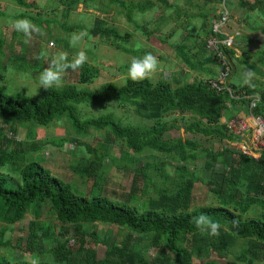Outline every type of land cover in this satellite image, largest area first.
I'll list each match as a JSON object with an SVG mask.
<instances>
[{"label":"trees","instance_id":"obj_1","mask_svg":"<svg viewBox=\"0 0 264 264\" xmlns=\"http://www.w3.org/2000/svg\"><path fill=\"white\" fill-rule=\"evenodd\" d=\"M12 1L25 9L22 19H29L37 27L49 24V21L44 20L45 16H33L29 12V9L37 6L27 0ZM156 1L139 3L131 8L123 3V7L133 23L134 8L140 14H145L158 5L169 7V0ZM216 1L220 10L221 5H224L229 11L227 4H223L222 0ZM61 2L66 6L67 14L69 11H75L80 4L87 3L84 0ZM111 2L117 3V0ZM238 3L250 14H257L264 19V0H238ZM103 7L106 8L107 5ZM219 16L222 17L221 14ZM229 20L230 18L224 28ZM67 29L73 30L72 27ZM140 30L146 31L143 28ZM203 32L207 43H202L201 50L202 54L206 55L205 48L209 49L208 43L213 40L221 42L224 36L213 31V23L208 27L205 24ZM93 33L107 37L109 44L115 49L131 52L124 46L130 35L121 36L114 30L102 28ZM218 45L227 55L232 67L236 62H245L249 56L247 54L246 58L238 59L237 43L234 50L224 48L220 43ZM2 50L0 45V51ZM180 50L183 61L190 66L189 58L185 55L186 47ZM209 53L210 56H205L200 64L201 72L208 79H194L193 83L184 86L173 87L167 81L155 83L145 79L137 83L128 79L125 85L107 83L99 90L89 92L78 90L71 85L52 87L43 90L41 97H29L23 93L8 95L0 89V224L10 227L21 223L30 211L40 217L46 210L56 220V227L44 226L40 236L37 233V230L41 229L40 226L38 228L34 224L31 225L29 230L32 235L27 239L25 252L44 255L42 246L57 234L59 227L64 231L59 234L63 239L69 234V228L74 230L75 235L79 236V240H76L79 242V248L75 250L74 246V249H70V240L59 241L57 246L49 251L52 259L39 264H193L194 257L200 261L205 260L203 264H217L209 262V258L213 254L227 258L240 240L244 245L241 254L227 264L264 263V151L256 161L243 156L237 148L232 147V144L241 143L242 139L230 131L228 123L233 119L234 111L240 112V107L245 109L248 101L231 96L225 90L217 93L211 88L209 81L216 79L213 69L218 67V75L220 66L213 53ZM190 67L192 71L196 70L195 66ZM95 78L97 72L94 68L84 66L79 83H91ZM231 87L235 93L242 96H258L260 101L253 114L264 120V92L260 94L257 88L247 84H232ZM110 102L119 107L133 106L137 115L152 126H129L116 119L113 113L98 120L81 121V107L99 106ZM178 112L182 115L181 118H176L171 123L166 121L167 115ZM225 118H228L227 122L222 124L221 120ZM61 121L69 123L82 136H86L90 129H110L108 142L113 137L114 141L123 142L137 155L150 152V155L146 156L149 160L158 158L159 155L165 156L168 161L161 162L160 168L157 164L151 165L150 161L145 162L146 169L145 172L142 170L141 174L145 181L153 183L150 179L151 170L149 171L153 169L169 180L170 176L164 172V166L167 165L176 175L173 186L159 191L157 198L145 200L142 204H131L138 200L136 190L128 196L130 203L125 200H111L102 194L100 185L103 177L98 172L105 156L97 152L94 154V160L84 170V176L93 181L90 194L79 196L69 184L52 176L40 164H26L25 154L28 151H36L37 145L24 147L22 142L17 144L5 137L7 132L15 135L27 124L49 128L53 123ZM182 128L187 134L200 136L207 142H217L221 146L216 149L212 144L211 147H203L198 137L165 139L170 131ZM201 160L203 165L199 168L195 164ZM6 167H9V175L11 172L16 173L15 178L7 175V179L2 174ZM17 178L20 181H17ZM198 182L211 189L214 202L212 205L194 209V191ZM156 186L155 184L154 187ZM201 214L221 224L218 236L209 235L207 230L196 228L194 218ZM85 225L92 226L94 232H85ZM97 225L123 231L126 234L125 239L119 245L100 242L101 239L95 230ZM3 233L1 231L0 236ZM88 237L96 239V245L101 243L106 248L103 260L97 259L94 249H83L85 238ZM9 245V242H2L0 239V248ZM148 252L155 254L151 262L146 259ZM0 264L33 263L14 261L0 254Z\"/></svg>","mask_w":264,"mask_h":264},{"label":"rangeland","instance_id":"obj_2","mask_svg":"<svg viewBox=\"0 0 264 264\" xmlns=\"http://www.w3.org/2000/svg\"><path fill=\"white\" fill-rule=\"evenodd\" d=\"M28 3L37 6L29 9L33 16L41 14L44 20L49 21L41 27L39 32H34L29 43H24L23 34L15 31L11 24L17 19H22L25 9L17 6L12 0H0V89L6 94L23 93L29 97H41L43 88L39 86V74L49 66L51 59L59 52H66L71 60L79 51L83 50L88 56L87 62L83 65L94 68L97 78L91 83H79V76L83 67L73 71L68 69L64 73L63 85L75 86L81 91H97L107 83H114L117 86L125 85L130 79L127 75L132 59L143 57L151 53L158 60V69L150 80L155 83L167 81L173 87L184 86L194 82V79H208L200 68L205 56H210V51L205 48L206 55L202 54V43H207L204 36V27L219 20L223 7L219 8L216 0H169V7H154L140 14L134 8L133 23L127 17V10L124 5L131 8L132 5L144 4L156 0H84L87 3L80 4L75 11L67 14L66 6L61 0H27ZM120 1V3H118ZM232 1V2H231ZM227 4L230 18L222 33H227L235 38L237 43L238 59L249 54L245 62H236L233 65V74L230 82L233 85H251L257 88L261 94L264 92V19L257 14H250L245 8L239 6L238 0H222ZM107 5V7H103ZM100 20V21H99ZM99 22L104 25L101 26ZM72 27L73 30L67 28ZM109 29L118 32L121 36L130 35L124 46L131 52L126 53L115 49L109 44V39L100 33H93L99 29ZM143 28L146 31H141ZM87 33L83 40L75 47L70 45L73 34ZM197 38V39H196ZM65 40V43H63ZM62 41V43H60ZM55 43L51 46V43ZM195 42V43H194ZM195 45V46H193ZM181 47V48H180ZM186 47V56L189 58L190 66L183 61L181 50ZM180 48V49H179ZM247 57V56H246ZM245 57V58H246ZM214 73L218 71L215 67ZM246 73H251L248 83H245ZM81 121L98 120L102 116L113 113L115 118L123 121L126 125L148 128L152 124L137 115L133 106L119 107L116 103L110 102L99 106L85 105L81 107ZM188 116L187 114H185ZM182 115L172 113L166 116V121L171 123ZM110 130V129H108ZM108 130L96 131L90 129L86 136L78 132L66 121L55 122L49 128L33 127L27 124L15 133V136L22 141L24 147L31 144L37 145L36 151H28L25 154L26 164L37 163L43 166L52 176L61 179L71 186L75 194L85 196L90 194L93 181L84 176V170L94 160V154L104 155L99 175L103 177L100 187L102 194L111 200L128 201L132 191H137L136 198L131 204H142L145 200L157 198L159 191L169 189L173 186L175 173L169 166H164V172L170 176L169 180L160 176V173L153 169L150 171V179L145 181L141 171L145 172V162L150 161L151 165L161 167V162L168 159L163 155L150 159L147 155L150 152L137 155L131 151L123 142L114 141ZM111 131V130H110ZM198 137L203 147L219 148L217 142H207L205 138L187 134L183 128L170 131L165 139L175 140L178 138L193 139ZM251 142V141H250ZM28 145V146H27ZM173 165H176L173 163ZM195 165L199 168L203 161ZM9 168V167H8ZM7 167L2 171L7 179L8 176L15 178V172L9 175ZM166 174H163L165 176ZM8 175V176H7ZM17 181H20L17 178ZM157 185L154 187V185ZM214 196L211 189L197 183L194 191L193 208L212 205ZM36 225L38 235H42L44 226L56 227V220L46 210L37 217L34 211L14 226L0 224V232H4L0 239L2 242H9L8 247L0 248V254L14 261H28L33 264L45 262L52 257L49 251L57 246L59 241L70 240L69 248H79V236L69 228V234L63 239L59 234L64 231L58 227L57 234L44 243L42 250L44 255L25 252L27 239L31 234V225ZM83 230L93 233L92 226H83ZM96 233L100 242L114 243L119 245L125 239V232L114 227L97 225ZM76 238V239H75ZM84 250L94 249L98 260H103L105 247L96 239L85 238ZM243 241L240 240L229 253L227 258H221L213 254L209 262L227 264L236 260L241 254ZM155 258L153 252H148L146 259L151 262ZM205 260H198L194 257L193 264H203ZM256 264H264L257 262Z\"/></svg>","mask_w":264,"mask_h":264},{"label":"clouds","instance_id":"obj_3","mask_svg":"<svg viewBox=\"0 0 264 264\" xmlns=\"http://www.w3.org/2000/svg\"><path fill=\"white\" fill-rule=\"evenodd\" d=\"M11 27L23 34L24 43L27 44L32 38L34 32H39V29L29 19H17L12 22ZM87 33L81 32L73 34L70 39V45L75 47L78 42L83 40ZM88 56L85 51H79L71 60L68 59L66 52L57 53L50 61V64L39 74V86L44 90L52 87H61L63 85L64 73L68 69L75 71L83 67L87 62ZM158 69V60L151 53H146L143 57L132 59L128 68V77L133 82H141L145 79H150ZM251 78V73H246L245 83H248ZM194 224L201 231H208L209 235L218 236L221 224L214 221L207 215L201 214L194 218Z\"/></svg>","mask_w":264,"mask_h":264},{"label":"built area","instance_id":"obj_4","mask_svg":"<svg viewBox=\"0 0 264 264\" xmlns=\"http://www.w3.org/2000/svg\"><path fill=\"white\" fill-rule=\"evenodd\" d=\"M221 6L223 7V12L221 14L222 17H220L219 20L214 21L213 31L216 33H221L224 36V40L221 42L213 40L208 43L210 51L213 53V56L216 58L217 63L220 66V73L215 80L209 81V85L217 93L225 90L229 92L231 96H234L238 99L242 98L248 101V109L251 118L250 123H248L247 121H233L230 124L228 123V127L230 131L234 133V135L250 134L251 137L249 138V141L253 142V146H249L248 144L243 143L239 147H232L237 148L243 156L252 158L257 161L259 160L262 151H264V120L260 118V116H256L253 114V111L255 110L260 99L258 98V96H242L240 94H237L229 85L228 80L232 73V65L230 64L227 55H225L223 51L219 49L218 43H220V46L224 48L234 50L236 42L233 36L227 33H222V30H224V25L229 19L227 18V14H229V11L227 10V8H225L224 5ZM51 46H54V44L51 43ZM5 137L8 141L17 144L22 142L19 138H17L10 132H7L5 134Z\"/></svg>","mask_w":264,"mask_h":264},{"label":"crops","instance_id":"obj_5","mask_svg":"<svg viewBox=\"0 0 264 264\" xmlns=\"http://www.w3.org/2000/svg\"><path fill=\"white\" fill-rule=\"evenodd\" d=\"M236 52H238V50H236ZM237 57H238V55H237ZM234 70H233V67H232V74H233ZM217 73H218V71H217ZM217 73H216V78L218 76ZM232 74H231V76H232ZM229 80H230V78H229ZM229 80H228V82H229V85L231 86L232 84H231V82ZM227 119L228 118H225V119L221 120V123L224 124L225 122H227ZM250 120H251V118H250V113H249L248 106H246L245 109L240 107V112L237 113V112L234 111L233 119H230L229 124L232 123L233 121H247L248 123H250ZM236 135H238V137H240L242 139V141H241V143L232 144L233 147H239L243 143H246L249 146H253V142L249 141V138L251 137L250 134H247V135L246 134H236Z\"/></svg>","mask_w":264,"mask_h":264},{"label":"water","instance_id":"obj_6","mask_svg":"<svg viewBox=\"0 0 264 264\" xmlns=\"http://www.w3.org/2000/svg\"><path fill=\"white\" fill-rule=\"evenodd\" d=\"M184 129H185V127H184Z\"/></svg>","mask_w":264,"mask_h":264},{"label":"bare ground","instance_id":"obj_7","mask_svg":"<svg viewBox=\"0 0 264 264\" xmlns=\"http://www.w3.org/2000/svg\"><path fill=\"white\" fill-rule=\"evenodd\" d=\"M258 161V160H257Z\"/></svg>","mask_w":264,"mask_h":264}]
</instances>
